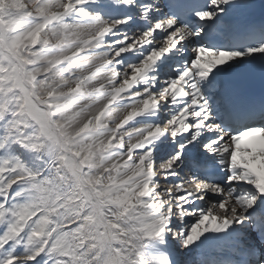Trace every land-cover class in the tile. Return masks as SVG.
I'll return each mask as SVG.
<instances>
[{"label":"snow or ice","instance_id":"snow-or-ice-1","mask_svg":"<svg viewBox=\"0 0 264 264\" xmlns=\"http://www.w3.org/2000/svg\"><path fill=\"white\" fill-rule=\"evenodd\" d=\"M0 264H264V0H0Z\"/></svg>","mask_w":264,"mask_h":264}]
</instances>
